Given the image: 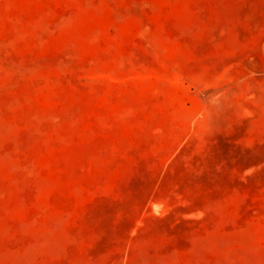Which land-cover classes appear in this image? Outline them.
I'll return each mask as SVG.
<instances>
[{"label":"rangeland","instance_id":"obj_1","mask_svg":"<svg viewBox=\"0 0 264 264\" xmlns=\"http://www.w3.org/2000/svg\"><path fill=\"white\" fill-rule=\"evenodd\" d=\"M0 264H264V0H0Z\"/></svg>","mask_w":264,"mask_h":264}]
</instances>
